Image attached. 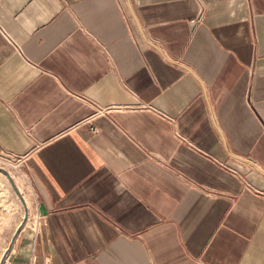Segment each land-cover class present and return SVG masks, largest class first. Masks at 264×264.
<instances>
[{
    "label": "crops",
    "instance_id": "1",
    "mask_svg": "<svg viewBox=\"0 0 264 264\" xmlns=\"http://www.w3.org/2000/svg\"><path fill=\"white\" fill-rule=\"evenodd\" d=\"M0 154L3 264H264V0H0Z\"/></svg>",
    "mask_w": 264,
    "mask_h": 264
},
{
    "label": "rangeland",
    "instance_id": "2",
    "mask_svg": "<svg viewBox=\"0 0 264 264\" xmlns=\"http://www.w3.org/2000/svg\"><path fill=\"white\" fill-rule=\"evenodd\" d=\"M37 190L26 168L0 161V264L19 232L37 226Z\"/></svg>",
    "mask_w": 264,
    "mask_h": 264
},
{
    "label": "built area",
    "instance_id": "3",
    "mask_svg": "<svg viewBox=\"0 0 264 264\" xmlns=\"http://www.w3.org/2000/svg\"><path fill=\"white\" fill-rule=\"evenodd\" d=\"M92 130L94 133L97 131L95 127H92ZM0 161H7L10 163L16 162L19 166H21L23 168H25V166H26V164H25L26 161L24 159L12 160L11 158H8V157L1 155V154H0Z\"/></svg>",
    "mask_w": 264,
    "mask_h": 264
},
{
    "label": "water",
    "instance_id": "4",
    "mask_svg": "<svg viewBox=\"0 0 264 264\" xmlns=\"http://www.w3.org/2000/svg\"><path fill=\"white\" fill-rule=\"evenodd\" d=\"M7 256V253H5L4 258Z\"/></svg>",
    "mask_w": 264,
    "mask_h": 264
}]
</instances>
